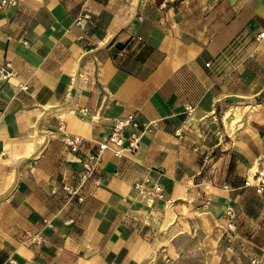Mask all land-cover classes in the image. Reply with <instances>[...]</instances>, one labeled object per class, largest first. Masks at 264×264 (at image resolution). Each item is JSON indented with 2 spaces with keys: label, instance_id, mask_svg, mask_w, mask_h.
<instances>
[{
  "label": "crops",
  "instance_id": "0c3cea01",
  "mask_svg": "<svg viewBox=\"0 0 264 264\" xmlns=\"http://www.w3.org/2000/svg\"><path fill=\"white\" fill-rule=\"evenodd\" d=\"M261 31L264 0H0V264H264Z\"/></svg>",
  "mask_w": 264,
  "mask_h": 264
},
{
  "label": "built area",
  "instance_id": "2783aa9c",
  "mask_svg": "<svg viewBox=\"0 0 264 264\" xmlns=\"http://www.w3.org/2000/svg\"><path fill=\"white\" fill-rule=\"evenodd\" d=\"M15 3L16 0H1V5H9ZM88 18L89 14L86 12L78 16L77 21L80 22L81 20ZM255 37L257 40L264 38V31L259 32ZM14 75L15 70L13 69L11 62L9 60L0 61V88ZM21 87L26 88V84H22ZM152 124L153 122L151 121L138 120L133 114H129L124 118H117L110 128L108 141L118 146V149L115 151L116 153L122 152L123 150H125L121 147L124 141L122 132L123 130H127L129 143L126 149L130 152H134L141 135L146 131H150ZM63 139L72 150H77L80 142V138L77 135L67 134L63 137ZM96 158L97 156L95 155H88L86 157H83L81 159V169L75 173H72L69 178L61 183L60 187L62 191L68 197L76 198L78 202H82L84 200L82 188L95 171ZM254 181L257 192H264V167H261L255 172ZM249 183L250 181L246 179L245 184ZM135 187L141 191L140 183H135ZM160 191L161 189L159 186H154L153 190H151L149 193L161 194ZM225 214L228 218L227 228L233 230L235 227L236 218L234 209L232 207H227L225 210Z\"/></svg>",
  "mask_w": 264,
  "mask_h": 264
}]
</instances>
